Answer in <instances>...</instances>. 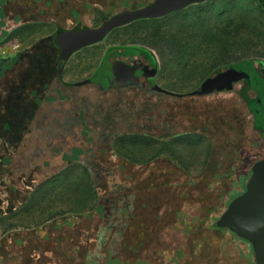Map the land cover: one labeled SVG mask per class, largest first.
Returning a JSON list of instances; mask_svg holds the SVG:
<instances>
[{
    "label": "rangeland",
    "instance_id": "374dc122",
    "mask_svg": "<svg viewBox=\"0 0 264 264\" xmlns=\"http://www.w3.org/2000/svg\"><path fill=\"white\" fill-rule=\"evenodd\" d=\"M97 2L0 0V35L9 34L0 55L8 67L0 79V264L19 259L10 241L21 237L48 239L43 264H241L248 247L208 229L224 211L220 196L243 190L247 161L264 158V131L252 120L264 127V95L248 101L252 116L234 91L188 95L236 65L264 77V15L252 0H206L111 25L102 42L60 64L56 28L91 34L151 1ZM91 4L113 9L95 17ZM127 53L150 58L157 87L173 96L144 83L116 88L129 76L110 62ZM14 59L21 70L13 72ZM13 80L25 93L40 88L4 98ZM209 152L230 174L213 185L202 176Z\"/></svg>",
    "mask_w": 264,
    "mask_h": 264
},
{
    "label": "water",
    "instance_id": "95a60500",
    "mask_svg": "<svg viewBox=\"0 0 264 264\" xmlns=\"http://www.w3.org/2000/svg\"><path fill=\"white\" fill-rule=\"evenodd\" d=\"M203 1L206 0H155L140 10L115 16L91 34L61 32L56 35L55 41L60 55L63 59H68L75 52L102 42L112 31L109 28L111 25H113L112 29H116L140 20L163 18ZM256 1L264 12V0ZM113 67L126 69L129 76L125 82L116 87L118 89L136 85L140 77L147 76L154 92L173 96L157 87L154 70L149 75L144 70L140 71L121 61L113 63ZM252 69L253 66L250 64L232 66L204 81L198 90L188 96L202 97L215 93L233 92L234 85L243 82L249 90L256 91L257 97L253 101H257L260 99V93L264 95V79ZM244 99L248 101L247 98L244 97ZM254 129L264 131V127L257 126L256 123ZM249 173L244 191L229 202L214 226L227 230L247 242L251 247L254 264H264V159L255 161Z\"/></svg>",
    "mask_w": 264,
    "mask_h": 264
},
{
    "label": "trees",
    "instance_id": "16d2710c",
    "mask_svg": "<svg viewBox=\"0 0 264 264\" xmlns=\"http://www.w3.org/2000/svg\"><path fill=\"white\" fill-rule=\"evenodd\" d=\"M92 1L93 2H97L98 0H92ZM141 1L145 2L146 0H141ZM150 1H152V0H150ZM252 1L256 4L258 10L264 15V12L261 9V7L259 6V4L257 3V1L256 0H252ZM149 3L150 2H148V3L146 2L144 5H142V3H139V5H140L141 8H144V7L148 6ZM123 5H125V3ZM86 7L93 13V15L95 17L99 16V15L103 16L104 14L105 15L110 14V11L113 9V5H112L111 6L112 8L107 9V10L104 11L103 10V6L100 5V4H95V5L91 4V5H88ZM130 9H133V8L130 7ZM118 15H119V13L113 14V16H118ZM61 32H63L62 29H60V28L56 29V31L54 33V37H53L54 41L56 40V35L58 33H61ZM55 45H56V43H55ZM117 74H119V73H117ZM84 84H97V83H95V82L93 83L92 80H89V81H87ZM196 97H198V96H196ZM246 111H247V114H249L248 110H246ZM240 114H242V113L240 112ZM228 126L229 125H225V127H227V128H228ZM239 128H241V127H239ZM207 131H208V127H205V133ZM234 155L236 156V153ZM239 155H240V153H239ZM66 159L70 160V159H72V157H66ZM73 159H76V158H73ZM207 159H208L207 160V164L205 165L204 170L202 172V176H203V178H204V180L206 182H208V183L211 182L210 184L213 185L216 182L222 181L223 179H225L228 176H230V174L226 171V169L228 167L226 168L225 165H223L222 163L219 164L217 162V160H215V153L214 152H211V153L209 152V155L207 156ZM254 159L256 161V160H260V159H263V158H260L259 156H256ZM242 163H243V161H242ZM230 168L231 167H229V169ZM102 182H106V181H104V179H103ZM212 182H214V183H212ZM107 188H108V185H107ZM107 188H105V189H107ZM208 188H210V190H212L211 187H208ZM105 194H107V193L105 192ZM233 197H235V196H233ZM233 197L229 193L228 197H227L228 199L224 200V195H221L220 196V200L218 202L220 204L219 206L220 207L222 206L220 209L224 208V210H225L227 205H228V203H229V201H230V199H233ZM135 204H136V202H135V192L132 190V192H131L130 210L128 211V216H127L128 217V221H127V226H126L125 232L129 228L130 221L134 218ZM96 212L99 215L102 216L103 215L102 206H97ZM83 217H85V216H82V218ZM79 219L80 218H76L75 221H73V219H71V220L70 219H63L59 223L60 225H57L56 227L52 228V231H57L56 229H59L60 226L64 227V226H70L72 223L73 224L74 223H78ZM208 230H209V232L218 234L220 236H225V233H229L231 235V238H230L231 241H234V242L235 241H240L243 244H245L248 247V249H247V253L240 252L241 264H254L251 247H250V245L247 242L243 241L242 239H239L233 233H231V232H229L227 230L216 228L214 226V224ZM47 240L48 239H45L44 237L43 238H39V239L28 238L27 240L24 239L23 237H21V238H15V239L11 240L10 244L14 245V247L11 248L12 253L14 255L18 256L19 259L15 260V261H11L9 264H43V257L47 253V250H45L44 248L41 249V245H43ZM216 262H218V261L216 260Z\"/></svg>",
    "mask_w": 264,
    "mask_h": 264
},
{
    "label": "flooded vegetation",
    "instance_id": "af4514ba",
    "mask_svg": "<svg viewBox=\"0 0 264 264\" xmlns=\"http://www.w3.org/2000/svg\"><path fill=\"white\" fill-rule=\"evenodd\" d=\"M155 0H152L149 4H151V3H153ZM124 12H126V11H123V12H121V13H124ZM121 13H119V14H121ZM63 30V29H62ZM126 55V57L125 58H122L121 57V60H119L120 58L118 57V58H116V60H115V58L110 62L112 65H113V63H115V62H124V63H126V64H128L129 66H132V67H135V68H138L140 71H142V70H144L145 71V73H147V74H151V72L154 70V74H155V82H156V68H155V65L152 63V61L150 60V58H148L147 56H145L144 54H142V53H140V54H137L136 56L133 54V53H127V54H125ZM134 55V56H133ZM115 57V56H114ZM130 59V61H127V60H129ZM263 66H260V68H262ZM253 71H255V72H257L258 74H259V71L257 70V69H255L254 67H253V69H252ZM259 76L262 78V79H264V77H262L260 74H259ZM125 82V81H124ZM138 83H144V84H146L151 90H152V86L150 85V83H149V80H148V77L147 76H142V77H140L139 78V80H138ZM238 85V86H237ZM237 85H234V92L236 93V94H238L239 96H240V98H241V100L244 102V104H245V107H246V109L248 110V112H249V115H251V113H250V111H249V105H248V101L249 100H254L256 97H257V93H256V91L255 90H249L246 86H245V84L243 83V82H240L239 84H237ZM236 87H237V89H236ZM153 91V90H152ZM157 93V92H156ZM161 94H163V93H161ZM244 97L245 98H247V100L248 101H246L245 99H244ZM252 116V115H251ZM252 120H253V129H254V126H255V119H254V117L252 116ZM255 130V129H254ZM264 159V158H263ZM261 160V159H260ZM256 161H258V160H256ZM255 162V161H254ZM254 162H252V164H251V162H249V161H247V163L246 164H249V165H247V167H248V172L244 175V177H246V175H247V178H249V176H250V173H249V170H250V168H251V166L253 165V163ZM250 164H251V166H250ZM246 167V168H247ZM246 178V179H247ZM246 182V181H245ZM244 188H245V183H244V187H243V190L242 191H239V192H237V193H235L236 195H235V197H237V196H239L243 191H244ZM235 197H233V199L235 198ZM232 199H230V201H231ZM229 201V202H230ZM229 204V203H228Z\"/></svg>",
    "mask_w": 264,
    "mask_h": 264
},
{
    "label": "crops",
    "instance_id": "0c3cea01",
    "mask_svg": "<svg viewBox=\"0 0 264 264\" xmlns=\"http://www.w3.org/2000/svg\"><path fill=\"white\" fill-rule=\"evenodd\" d=\"M57 29V28H56ZM6 33H4L3 31L1 32V35H0V37H2L3 35H5ZM7 35V37L4 39V41L0 44V55H2L1 54V51H3L4 49L3 48H1V47H3L4 45H5V42L7 41V39H8V37H9V34H6ZM9 40V39H8ZM54 43H56V41H54ZM57 45V44H56ZM58 48V47H57ZM80 51V50H79ZM79 51H77V52H79ZM77 52H75V53H77ZM74 53V54H75ZM73 54V55H74ZM72 55V56H73ZM15 56H17V55H14V57ZM72 56H70L68 59H63V57L60 55V53H59V50H58V55H57V58H58V60H59V62H60V64H66L71 58H72ZM15 60V59H14ZM13 66H15L14 68H13ZM17 66V67H16ZM21 66H22V61H17V60H15V62L10 66V67H12V70H13V72L14 71H16L17 69L16 68H20V70H21ZM4 67H1L0 68V79H1V77H3V74H1V72H5L6 70H7V68L8 67H6L5 69H3ZM24 70V69H23ZM58 70H60V72H62V65H60L59 66V69ZM24 72H26V71H24ZM29 74V73H28ZM27 74V77L29 78L30 77V75H28ZM32 75H38V71L36 70L35 71V73L34 74H32ZM7 85H9V87L11 88V92H8L5 96H4V98H8V97H12V98H16L17 100H21V99H23L22 98V95L25 93V92H27V86H26V84H25V86H24V83H23V81L22 80H19V82H17V81H15V80H13V81H11V85L10 84H7ZM12 87H13V89H12ZM40 87L39 86H37V87H35V89H33L32 91H30V92H28V93H25V94H30V95H36V90L37 89H39ZM6 100V99H5ZM264 136V133H262V137Z\"/></svg>",
    "mask_w": 264,
    "mask_h": 264
},
{
    "label": "built area",
    "instance_id": "2783aa9c",
    "mask_svg": "<svg viewBox=\"0 0 264 264\" xmlns=\"http://www.w3.org/2000/svg\"><path fill=\"white\" fill-rule=\"evenodd\" d=\"M1 54H4L3 52Z\"/></svg>",
    "mask_w": 264,
    "mask_h": 264
}]
</instances>
